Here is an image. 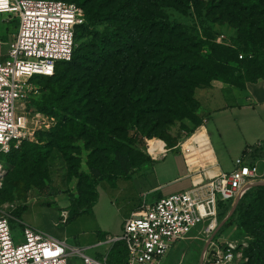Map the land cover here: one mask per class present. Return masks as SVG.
<instances>
[{
  "label": "trees",
  "instance_id": "16d2710c",
  "mask_svg": "<svg viewBox=\"0 0 264 264\" xmlns=\"http://www.w3.org/2000/svg\"><path fill=\"white\" fill-rule=\"evenodd\" d=\"M66 1H77L75 3L85 10L86 22L77 30V42L79 36L83 41L75 49L71 61L57 63L53 76H41L48 83L50 92L44 93L45 89L40 85L41 95L33 101L32 106L36 111L50 116H53L50 113L56 112L78 119H71L66 131L56 139L57 142L67 138V134L81 137L87 125L91 126V130L96 126L106 139L100 146L114 149L120 158V172H101L95 188L89 191L92 194L89 204H82V207L72 204L74 213L88 209L96 201L97 186L101 180L113 175L132 177L153 162L146 152L132 149L131 155L122 154L119 146L110 142V130L115 124L128 128L129 120L146 136L153 137L163 113L171 112L172 108L180 105L184 109V116L195 123V132L203 123L195 110V90L200 86L196 73L207 75L208 87L213 80H217L245 88L249 82L264 78V58L259 71L253 69L250 62L240 58V51L229 44L184 35L178 23L172 21L165 11L175 8L185 13L191 8H198L197 0ZM202 7L209 12L235 16L239 25L246 29L247 38L252 40L257 36L252 31L254 22L248 20H251L250 15L257 12L261 15L260 25L264 31V0H209ZM227 18L234 20L233 17ZM204 46H208L209 55L202 53ZM39 135L40 132L38 142H24L19 149L11 151L12 155L30 152L33 160L29 165L27 162L30 159L26 156L19 160L15 157L12 159V164L17 168L12 176L16 185L20 184V176L26 173L29 177L22 178L28 186L38 180L47 155L46 146L39 143ZM161 143V147H164V143ZM177 144L167 142L168 147ZM21 167L25 170L19 175ZM15 184L6 182L5 190L12 191ZM26 208L27 205L18 206L14 215L19 217ZM232 208L231 202L219 198V219L225 220L221 228L238 224L250 232L255 238L250 263L264 264V185L250 188L229 216ZM118 246L119 249H115V245L110 250L113 256L109 261L111 264H126L127 250L123 245Z\"/></svg>",
  "mask_w": 264,
  "mask_h": 264
},
{
  "label": "built area",
  "instance_id": "2783aa9c",
  "mask_svg": "<svg viewBox=\"0 0 264 264\" xmlns=\"http://www.w3.org/2000/svg\"><path fill=\"white\" fill-rule=\"evenodd\" d=\"M0 14L18 19V31L6 60L0 62V154L19 149L24 142H38V132L52 128L54 116L32 106L42 92L37 76H53L60 61H71L78 46L77 30L86 22L82 6L66 0H0ZM148 153L150 152L148 142ZM5 167L0 158V190ZM264 185V173L257 164L236 160L231 172L206 175L190 189L166 195L145 204L125 219L122 231L107 243L123 245L126 264H165L179 242L190 240L194 231L205 235V264H241L243 254L228 242L223 248L214 240L223 222L218 220V201L222 195L241 198L250 188ZM18 203L0 207V264H68L72 254L84 264H108L94 259L80 247L50 237L42 231L24 227V240L16 242L9 222ZM110 253V251H109Z\"/></svg>",
  "mask_w": 264,
  "mask_h": 264
},
{
  "label": "rangeland",
  "instance_id": "374dc122",
  "mask_svg": "<svg viewBox=\"0 0 264 264\" xmlns=\"http://www.w3.org/2000/svg\"><path fill=\"white\" fill-rule=\"evenodd\" d=\"M199 1L198 8H191L187 12H180L175 8H167L172 21L178 23V26L189 37H196L204 41L214 39L220 43L229 44L240 51V58L245 62H250L253 69H260L261 61L264 58V31L261 29L259 13L250 15L249 21L254 22L252 31L257 36L255 40L248 39V33L245 28H242L238 23V18L229 14L222 15L220 12H209L202 7L209 0ZM77 2V1H75ZM227 17H233L234 20H228ZM16 21V22H15ZM13 24H18L16 19ZM18 26V25H17ZM83 38L79 36L78 47L82 43ZM261 45V48L258 46ZM202 53L209 55L208 46H204ZM196 80L200 82V86L196 88L195 95L200 89L207 88V75L201 72L196 73ZM217 81V80H213ZM212 81V82H213ZM35 83L41 85L45 90L44 93H49L50 88L47 87L43 77H36ZM52 86L58 87L57 84ZM197 101L195 110L199 112L200 104ZM193 107L192 104H189ZM56 119L52 128L40 130L39 143L46 146L47 155L44 159L43 166L38 174V180L31 186L22 177H29L23 174L20 176V184L16 185L12 181V176L16 172V166L12 164V159L19 160L26 156L30 161H33L30 152L23 155L22 152L15 154H0L5 167V179L3 188L0 190V207L6 206L9 203H18L19 207L27 205L24 212L17 217L16 210L10 212L9 222L12 227V233L16 242L24 240V224L38 221L41 224L59 226L61 230H68L66 233V241L70 247H80L85 249V253L90 257L104 262L105 257H108V264H111L109 258L112 256L109 251L111 245L107 243L108 237L100 246L85 247L88 241L94 238L97 234H101L96 221L91 215L79 216V218L70 220L69 224L53 220L55 211L58 215L61 213L63 201L74 204L76 207H82V204H89L92 194L89 192L95 188V184L102 173L114 172L119 173L118 166L119 154L111 148L100 146L105 143L104 134L99 133V130L94 126L87 125L86 130L81 137L78 135L67 134L68 137L61 142L56 139L66 131L67 126L72 121H78L72 118L69 114L61 115L59 113H50ZM184 109L180 105L172 108L166 113H163L161 124L157 126L156 136L148 137L144 132L136 127L128 120V128L119 127L115 124L109 136L111 143L118 145L121 153L131 155L132 149L138 152L148 153V142L150 152L157 155L166 147V143H179L188 138L194 133L195 123L184 116ZM128 117H130L128 115ZM198 129V128H197ZM196 129V130H197ZM59 130V131H58ZM101 131V130H100ZM56 141V142H55ZM161 142L164 147H161ZM24 171L20 168L19 175ZM13 185L12 191L5 190V185ZM106 185H109L108 183ZM263 194V193H261ZM225 202H231L233 208L231 215L236 208L234 207L235 198L227 195H222ZM44 212V213H42ZM242 212H245L243 210ZM249 211H247L248 213ZM48 213V214H47ZM246 213V214H247ZM219 222H222L219 219ZM113 235V234H111ZM114 236V235H113ZM205 235H199L198 230L194 231L190 240L177 243L167 255L165 264H205L203 261V251L206 244ZM214 240L221 246L225 247L228 242H233L237 245V251L243 254L241 264H251L250 252L255 245L254 236L246 231L245 228H240L238 224L225 226L219 230ZM119 249V246L114 247ZM68 264H84L83 258L78 254H72L68 258Z\"/></svg>",
  "mask_w": 264,
  "mask_h": 264
},
{
  "label": "crops",
  "instance_id": "0c3cea01",
  "mask_svg": "<svg viewBox=\"0 0 264 264\" xmlns=\"http://www.w3.org/2000/svg\"><path fill=\"white\" fill-rule=\"evenodd\" d=\"M14 21L8 14H0V62L7 59L18 31ZM195 98L203 123L192 135L174 147L166 143L163 152L150 155L153 162L132 177L113 175L101 180L97 199L88 209L74 213L72 203L64 200L61 213L55 211L53 217L56 225L91 215L101 234L96 233L84 246H100L107 237L120 234L125 219L145 204L190 189L195 182L205 180L206 175L231 172L239 158L257 164L264 173V78L249 82L245 88L213 81L200 89ZM24 226L67 240L68 230L54 224L48 226L36 220Z\"/></svg>",
  "mask_w": 264,
  "mask_h": 264
},
{
  "label": "bare ground",
  "instance_id": "6f19581e",
  "mask_svg": "<svg viewBox=\"0 0 264 264\" xmlns=\"http://www.w3.org/2000/svg\"><path fill=\"white\" fill-rule=\"evenodd\" d=\"M160 152H163V150H161ZM159 152V153H160ZM240 197L239 198H237L236 200H235V202H234V207L239 203V201H240ZM223 222V224H224V221H222Z\"/></svg>",
  "mask_w": 264,
  "mask_h": 264
},
{
  "label": "water",
  "instance_id": "95a60500",
  "mask_svg": "<svg viewBox=\"0 0 264 264\" xmlns=\"http://www.w3.org/2000/svg\"><path fill=\"white\" fill-rule=\"evenodd\" d=\"M234 210H235V209H234ZM229 216H230V215H229ZM229 216H228V217H229ZM228 217H227V218H228Z\"/></svg>",
  "mask_w": 264,
  "mask_h": 264
}]
</instances>
